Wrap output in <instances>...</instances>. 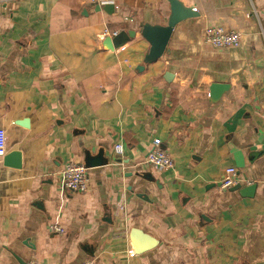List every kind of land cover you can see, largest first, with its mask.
<instances>
[{"label":"crops","instance_id":"1","mask_svg":"<svg viewBox=\"0 0 264 264\" xmlns=\"http://www.w3.org/2000/svg\"><path fill=\"white\" fill-rule=\"evenodd\" d=\"M182 1L199 16L145 64L139 27L167 24L168 0H0V264H264V0ZM212 26L241 45L212 46ZM105 28L136 36L109 49ZM155 138L173 170L147 163ZM72 161L89 191L64 189ZM229 168L253 196L220 188Z\"/></svg>","mask_w":264,"mask_h":264},{"label":"built area","instance_id":"2","mask_svg":"<svg viewBox=\"0 0 264 264\" xmlns=\"http://www.w3.org/2000/svg\"><path fill=\"white\" fill-rule=\"evenodd\" d=\"M95 3L103 5L105 3H114V0H94ZM116 6V5H115ZM119 33L118 30H111L105 28L101 33V40H105L107 37L113 38ZM242 35L237 30H229L221 26H212L207 31V42L218 49L224 48H236L241 45ZM8 148V135L7 131L0 127V157H3L7 153ZM115 152L117 154H123L124 145L123 142L115 144ZM146 161L152 167L170 171L175 168V159L168 151V149L162 143L160 138H155L153 141V147L149 151ZM89 168L83 162H68L65 164L62 171V184L65 190L69 192H87L90 189V176ZM227 176L220 183L222 190L229 189L238 183L236 176V169L229 168ZM56 230L63 232L61 227H56ZM130 254H134L135 251L130 249ZM27 264H40L34 259H31ZM82 264H95L93 260L84 262Z\"/></svg>","mask_w":264,"mask_h":264},{"label":"water","instance_id":"3","mask_svg":"<svg viewBox=\"0 0 264 264\" xmlns=\"http://www.w3.org/2000/svg\"><path fill=\"white\" fill-rule=\"evenodd\" d=\"M171 7V13L167 24H150L142 23L139 27L141 35L149 42L150 48L145 55L144 63L150 64L158 59H160L166 51H168V44L172 37L175 27L182 21L199 16V12L193 7L186 5L182 0H168ZM98 9H104L106 12L112 14L115 11L114 3H105L103 5H98ZM136 36V30L134 29H122L119 33L113 37H107L104 40V46L109 49L120 48L124 46L127 42ZM145 66H141L144 68ZM230 88L228 83H212L210 87V99L212 102H217L220 100L222 95ZM21 154L19 152H10L5 157V165L13 167H21ZM87 166H89L86 163ZM97 165V164H95ZM256 185L252 184L247 187H242L239 183L232 187V190H240L243 194L244 191L248 193V196H253L255 192ZM133 238V236H132ZM139 239V238H138ZM152 243L144 239L138 240V245L136 246V252L142 253L147 249L151 248Z\"/></svg>","mask_w":264,"mask_h":264}]
</instances>
